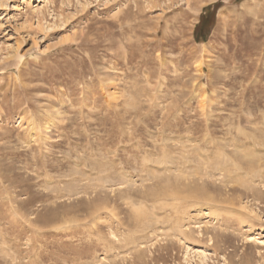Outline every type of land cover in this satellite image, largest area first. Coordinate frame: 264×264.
I'll return each mask as SVG.
<instances>
[{
    "label": "rangeland",
    "instance_id": "obj_1",
    "mask_svg": "<svg viewBox=\"0 0 264 264\" xmlns=\"http://www.w3.org/2000/svg\"><path fill=\"white\" fill-rule=\"evenodd\" d=\"M263 124L264 0H0V264H264Z\"/></svg>",
    "mask_w": 264,
    "mask_h": 264
},
{
    "label": "bare ground",
    "instance_id": "obj_2",
    "mask_svg": "<svg viewBox=\"0 0 264 264\" xmlns=\"http://www.w3.org/2000/svg\"><path fill=\"white\" fill-rule=\"evenodd\" d=\"M188 70V69H187ZM200 70H202V69H200ZM203 100V99H202ZM171 108V107H170ZM204 111V110H203ZM205 112H206V110H205ZM252 118V117H251ZM206 120V119H205ZM162 121V120H161ZM250 122V121H249ZM248 122V123H249ZM263 123V122H262ZM264 125V124H263ZM195 128V127H194ZM198 131V130H197ZM264 133V132H263ZM180 134V133H179ZM262 135H264V134H262ZM181 136V135H180ZM184 136V135H183ZM252 136V135H251ZM252 137H254V136H252ZM178 139V138H177ZM187 139V138H186ZM257 139H259V138H257ZM256 139V140H257ZM261 139V138H260ZM167 140V139H166ZM180 140V139H179ZM251 140H252V138H251ZM254 140V139H253ZM255 140V141H256ZM175 141V140H174ZM186 141H189V140H186ZM259 141V140H258ZM181 142V141H180ZM207 142V141H206ZM205 142V143H206ZM210 143V142H209ZM201 144V143H200ZM215 144V143H214ZM255 144H257V147L258 146H261V147H264V140L263 141H259V142H256ZM144 145V144H143ZM176 145V144H175ZM206 145V144H205ZM154 146V145H153ZM171 146V145H170ZM203 146V145H202ZM256 146V145H255ZM155 147V146H154ZM172 147V146H171ZM187 147V146H186ZM201 147V146H200ZM212 147V146H211ZM256 147V148H257ZM140 148V147H139ZM153 148V147H152ZM179 148H182V147H179ZM179 148H178V150L176 149V151H180L179 150ZM209 149V148H208ZM218 149V148H217ZM255 149V148H254ZM160 150H162V148L160 149ZM199 150H203L204 151V148L202 147V148H199L198 149V151H197V155H196V157L198 156V157H200V158H202V160H203V154L201 153V152H199ZM214 150H216V149H214ZM206 151V150H205ZM257 151V150H256ZM180 152H183L182 150L180 151ZM195 152V151H194ZM207 152V151H206ZM215 152V151H214ZM254 152V151H253ZM161 153V152H160ZM179 153V152H178ZM193 155V154H192ZM252 155V154H251ZM159 156V155H158ZM189 156V155H188ZM195 156V155H194ZM216 156H217V154H216ZM255 156H256V154H255ZM219 157V156H218ZM248 157V156H247ZM195 159V158H194ZM193 159V160H194ZM198 159V158H197ZM211 159V158H210ZM156 160V159H155ZM164 160V159H163ZM199 160H201V159H199ZM216 160V159H215ZM188 161V160H187ZM154 162V161H153ZM168 162L170 163H172V161H169L168 160ZM186 162V161H185ZM198 162V161H197ZM209 162V161H208ZM216 162V161H215ZM218 162V161H217ZM257 162V161H256ZM261 162V161H260ZM255 163V162H254ZM162 164V163H161ZM176 164V163H175ZM253 164V163H252ZM216 166V165H215ZM255 167V166H254ZM264 168V167H263ZM169 169V168H168ZM197 169V168H196ZM112 170V169H111ZM170 170V169H169ZM251 170V169H250ZM204 171V170H203ZM122 173V172H121ZM252 174V173H251ZM254 174V173H253ZM256 174H257V172H256ZM260 174V173H259ZM204 176V175H203ZM206 176V175H205ZM153 177V176H152ZM256 177V176H255ZM255 182V181H254ZM193 183V182H192ZM166 184V183H165ZM199 190V189H198ZM164 194V193H163ZM149 195V194H148ZM138 196V195H137ZM144 200V199H143ZM163 200V199H162ZM168 201V200H167ZM162 208V207H161ZM18 252V251H17ZM17 254V253H16ZM19 256V255H18Z\"/></svg>",
    "mask_w": 264,
    "mask_h": 264
},
{
    "label": "trees",
    "instance_id": "obj_3",
    "mask_svg": "<svg viewBox=\"0 0 264 264\" xmlns=\"http://www.w3.org/2000/svg\"><path fill=\"white\" fill-rule=\"evenodd\" d=\"M195 36H196V38H198V39L200 38V36H199L197 33L195 34Z\"/></svg>",
    "mask_w": 264,
    "mask_h": 264
}]
</instances>
